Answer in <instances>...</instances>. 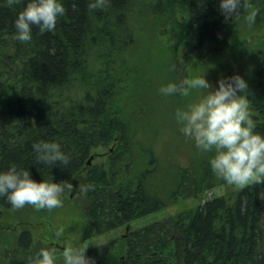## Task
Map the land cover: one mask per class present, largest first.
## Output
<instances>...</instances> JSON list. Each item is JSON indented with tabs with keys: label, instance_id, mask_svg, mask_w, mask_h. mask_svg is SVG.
Wrapping results in <instances>:
<instances>
[{
	"label": "trees",
	"instance_id": "trees-1",
	"mask_svg": "<svg viewBox=\"0 0 264 264\" xmlns=\"http://www.w3.org/2000/svg\"><path fill=\"white\" fill-rule=\"evenodd\" d=\"M160 1L109 0L92 9V0H64L66 13L53 30L41 33L33 25V39L21 42L14 38V20L27 0H0V170L16 164L37 181L77 180L81 241L130 226L217 184L208 158L194 163L196 170L173 165L167 184V176H158L151 146L143 145L156 124H143L136 105L142 91L137 42L141 22L155 16ZM163 1V19L154 27L182 49L168 61L175 82L190 78L195 66L204 68L236 22L243 21L240 30L247 23L246 9L226 20L219 0ZM251 2L259 8L253 24L262 26L264 0ZM256 77L245 80L256 130L264 133V66ZM40 140L60 143L71 156L69 165L37 162L33 143ZM97 149L107 152L92 162ZM11 208L0 196V209ZM16 237L13 252L21 258L11 264L32 263L40 248H48L28 229ZM86 255L96 264H264V178L89 247Z\"/></svg>",
	"mask_w": 264,
	"mask_h": 264
},
{
	"label": "rangeland",
	"instance_id": "rangeland-1",
	"mask_svg": "<svg viewBox=\"0 0 264 264\" xmlns=\"http://www.w3.org/2000/svg\"><path fill=\"white\" fill-rule=\"evenodd\" d=\"M164 8L165 2L161 0L160 6L154 12L155 16L152 14L150 18L146 17L141 22L142 29L140 32L143 35L142 37L140 35L137 42V54L142 53L141 63L139 62L141 76L139 87H142V91H137L139 101L137 99L136 105L139 107L143 124L146 123L150 127H152L153 122L156 124V131L152 132L153 138L150 142L143 141V145L151 146V151L155 153L158 160V176L161 179L167 176V184L171 185L169 178L173 175V165L196 170L194 163L198 166L204 164L205 162L201 161L210 159L215 154V150L201 151L192 139L185 137L180 132V124L175 119L177 108H186L207 90L191 89L185 100L184 96L179 93L165 96L159 92L162 84L175 80L172 78V75L175 74V68L168 64L172 58V52L175 54L182 52V49L174 44L175 42L162 37L161 31L154 27L157 20L161 22L163 19ZM153 17H157V19L153 20ZM240 22L235 23L233 32L230 31L231 36L224 38L221 44L209 53L208 62L205 63L208 64L204 68L195 66L194 69H191L190 78L204 74L215 87L218 86V80L232 76L229 71L233 70L231 74H239L244 79L253 76L257 80L256 71L260 66H264V23L262 26L246 23L244 29L240 30ZM242 39H244L242 44L236 43V41L241 42ZM177 70L180 71L181 68ZM147 76L150 77V80L146 78ZM182 101L183 104H181ZM178 104H181V107ZM106 152L107 149H97L94 153L95 156L91 159L92 162L102 160ZM261 178H264V174H258L244 184H233L216 175L215 182L217 184L211 189L196 194L195 198L179 199L176 203L159 212L130 223V226L121 227L85 241L80 240L81 184L77 180H72L70 182L72 187L65 189L62 206L47 209L32 208L25 204L21 208L0 209V264L15 263L21 258L13 252L15 244L13 245L12 241L16 240L19 231L23 229H28L34 240L46 244L48 248L55 249L56 264H63L62 250L67 242L89 248L114 239L117 240L125 236L126 232L142 228L152 222L162 221L167 217L194 208L205 200L226 195L231 191L257 182ZM211 181L212 179L208 180L209 183ZM223 181L224 183H221ZM61 225H63L64 231L57 237L56 230ZM11 247L12 250H10ZM7 251L10 252L6 253ZM9 254L12 255L8 260L6 258ZM29 264H36V261Z\"/></svg>",
	"mask_w": 264,
	"mask_h": 264
},
{
	"label": "clouds",
	"instance_id": "clouds-1",
	"mask_svg": "<svg viewBox=\"0 0 264 264\" xmlns=\"http://www.w3.org/2000/svg\"><path fill=\"white\" fill-rule=\"evenodd\" d=\"M16 0H7L8 4ZM109 0H92V9L104 8ZM219 7L226 20H233L246 9L243 19L255 23L259 8L251 0H219ZM64 0H27L14 20V38L21 41L33 39L32 27L38 26L41 33L54 29L59 17L64 16ZM213 86L204 74L185 78L179 82L162 84V95L179 93L187 96L191 89L207 90L186 108L175 110V119L180 132L192 139L201 151L215 150L210 158L214 173L226 182L244 184L258 174H264V133L256 130V123L249 106L248 82L239 74L225 77ZM37 162L53 165L60 162L69 165L71 156L56 141L40 140L33 143ZM70 183L32 178L28 168L12 164L0 170V196L14 208L32 204L38 208L52 209L63 205L66 188ZM63 225L57 228L59 237ZM87 247L67 242L62 250L63 264H96L94 257L86 255ZM36 264H56L53 248H40L34 257Z\"/></svg>",
	"mask_w": 264,
	"mask_h": 264
},
{
	"label": "water",
	"instance_id": "water-1",
	"mask_svg": "<svg viewBox=\"0 0 264 264\" xmlns=\"http://www.w3.org/2000/svg\"><path fill=\"white\" fill-rule=\"evenodd\" d=\"M88 163H90V161H88Z\"/></svg>",
	"mask_w": 264,
	"mask_h": 264
}]
</instances>
